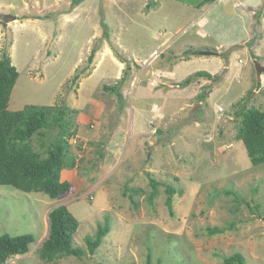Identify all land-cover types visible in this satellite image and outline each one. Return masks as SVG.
<instances>
[{
  "label": "rangeland",
  "instance_id": "rangeland-1",
  "mask_svg": "<svg viewBox=\"0 0 264 264\" xmlns=\"http://www.w3.org/2000/svg\"><path fill=\"white\" fill-rule=\"evenodd\" d=\"M150 1L0 0V58L6 51L19 72L9 109L59 102L78 110L76 166L63 173L70 190L52 199L0 185V235L35 237L6 264H147L148 254L154 264H223L236 252L264 264V163L253 165L237 138V103L252 91L247 106L264 110V26L239 24L235 33L221 21L212 26L202 0ZM240 1L216 10L226 7L235 23L249 8L234 6ZM198 70L212 78L179 85ZM124 74L120 100L103 86ZM60 204L79 221L76 247L86 249L109 220L94 255L41 260L48 214Z\"/></svg>",
  "mask_w": 264,
  "mask_h": 264
},
{
  "label": "trees",
  "instance_id": "trees-1",
  "mask_svg": "<svg viewBox=\"0 0 264 264\" xmlns=\"http://www.w3.org/2000/svg\"><path fill=\"white\" fill-rule=\"evenodd\" d=\"M82 1V0H79ZM210 0H204V5ZM157 0L150 1L151 7ZM105 25V24H104ZM106 26V25H105ZM105 35L109 36L107 29ZM95 50L90 54L91 59ZM19 77L11 56L4 51L0 58V185H9L24 192H43L52 199L72 188V183L62 180L64 168L76 166L70 138L76 133V108L66 103L56 102L53 105L27 104L19 110H10L9 102L12 91ZM124 74L120 81L105 84L103 89L123 97L120 84L125 81ZM212 78L206 70H198L186 77L180 86L186 87L196 78ZM78 78L74 76L73 81ZM243 97L237 105L240 119L237 138L242 140L253 165L264 163V110L256 106H247L249 96ZM203 94L199 98H203ZM159 181L153 179L152 195L156 194ZM166 199L170 214H175L173 202L177 189L168 185ZM259 205L256 206L258 211ZM49 232L47 238L38 248V253L46 263H53L67 256L82 257L87 252L94 255L102 245L104 238L111 231L108 224H99L94 236L86 238L87 248L74 246V236L79 228V221L65 204L55 206L49 212ZM108 218V216H107ZM109 219V218H108ZM209 234L223 232L220 227H207ZM35 241L32 234L12 236L8 233L0 235V264H6L10 258L29 252ZM223 264H249L241 252L223 257ZM147 264H154L148 254Z\"/></svg>",
  "mask_w": 264,
  "mask_h": 264
},
{
  "label": "crops",
  "instance_id": "crops-1",
  "mask_svg": "<svg viewBox=\"0 0 264 264\" xmlns=\"http://www.w3.org/2000/svg\"><path fill=\"white\" fill-rule=\"evenodd\" d=\"M203 1L204 0H202L200 3H202ZM240 3L247 4V7H249V8L245 9V7H244L241 10V12L236 13L237 17L241 18V20H237L234 23L231 18L228 20H227V18L225 19V12H221V10L224 11L226 7L225 8L220 7L221 10H216L217 5L223 4V0H210V1H208V3H206L207 6L205 8L206 9L205 11L212 10V14H211L212 26L215 22L218 23L219 21H221L222 25L230 27L231 29L233 28L235 33H243V31H240V29L238 27L239 24H241L243 28H245L248 24H249V26L258 25V24L264 26V0H243V1H240L239 3L234 2L233 4H234V6H237ZM203 6L204 5L201 6L199 4L200 8ZM249 9H250V11H247ZM254 10H257L256 14H255ZM244 16L248 20H246ZM206 19H208V17H206ZM208 22H209V20L206 22V24ZM199 24H200V26L204 25L201 23H199ZM235 33H234L233 37H238V36H235ZM261 36L264 39V34H261ZM63 173H64V169L62 170V173H61L62 180H63Z\"/></svg>",
  "mask_w": 264,
  "mask_h": 264
},
{
  "label": "water",
  "instance_id": "water-1",
  "mask_svg": "<svg viewBox=\"0 0 264 264\" xmlns=\"http://www.w3.org/2000/svg\"><path fill=\"white\" fill-rule=\"evenodd\" d=\"M15 18H16L15 16L7 15V16H5V21H8L10 19H15ZM202 53H204V54H213V53H217V52L211 51V50H204V51H202ZM257 70L259 72H262V70H264V66H261L260 64H257ZM52 209L53 208H51V210ZM48 219H49V215H48ZM48 232H49V224H48Z\"/></svg>",
  "mask_w": 264,
  "mask_h": 264
},
{
  "label": "bare ground",
  "instance_id": "bare-ground-1",
  "mask_svg": "<svg viewBox=\"0 0 264 264\" xmlns=\"http://www.w3.org/2000/svg\"><path fill=\"white\" fill-rule=\"evenodd\" d=\"M49 220V219H48Z\"/></svg>",
  "mask_w": 264,
  "mask_h": 264
},
{
  "label": "clouds",
  "instance_id": "clouds-1",
  "mask_svg": "<svg viewBox=\"0 0 264 264\" xmlns=\"http://www.w3.org/2000/svg\"><path fill=\"white\" fill-rule=\"evenodd\" d=\"M71 142V141H70Z\"/></svg>",
  "mask_w": 264,
  "mask_h": 264
}]
</instances>
